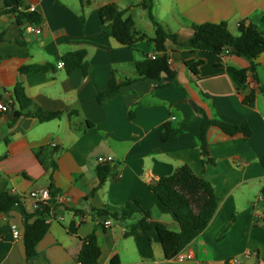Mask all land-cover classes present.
I'll use <instances>...</instances> for the list:
<instances>
[{"label":"crops","instance_id":"obj_1","mask_svg":"<svg viewBox=\"0 0 264 264\" xmlns=\"http://www.w3.org/2000/svg\"><path fill=\"white\" fill-rule=\"evenodd\" d=\"M145 0H22L36 7L42 31L19 23L14 13H0V100L14 97L22 83L33 101V109L62 111L60 118L41 121L36 116H18L15 100L9 112L0 113V195L11 192L23 198L34 211L30 193L52 187L55 193L72 197L56 202L54 220L38 243V256L27 259L25 222L15 208L0 212V264H80L83 240L95 233L102 250L101 264H264V53L257 59V78L249 72L242 83L240 69L249 61L230 53L214 54L212 47L189 41L192 24L226 22L239 35L242 21L263 28L264 0H153L152 14L175 32L180 44L167 40L169 65L179 85L162 86L155 79L123 84L104 104L97 94L114 77L118 82L137 76L135 63L152 54H162L150 38L156 27ZM115 3L131 15L137 31L149 38L133 47L119 43L100 30L99 9ZM4 0H0V10ZM87 51L88 74L81 68L68 73L59 68L71 51ZM201 60L198 74L186 64ZM52 68L22 72L23 66ZM256 91L254 106L244 98ZM210 116L233 124L248 123L250 138L229 135L220 128L209 129V149L214 164H204L200 150L202 117ZM14 114L16 117H14ZM166 124L182 129L177 139L163 141ZM110 155L114 168L104 184L97 185V158ZM188 164L211 181L219 203L209 226L181 252L185 259L167 258L159 242L144 234L125 236L129 222L116 221L107 228L91 209L121 207L135 199L154 220L178 231L174 213L150 185L160 176L171 175ZM75 209L87 212L81 222ZM32 219L31 221H33ZM75 222L77 234L70 231ZM13 225L21 231L14 237Z\"/></svg>","mask_w":264,"mask_h":264},{"label":"trees","instance_id":"obj_2","mask_svg":"<svg viewBox=\"0 0 264 264\" xmlns=\"http://www.w3.org/2000/svg\"><path fill=\"white\" fill-rule=\"evenodd\" d=\"M144 7L149 8L150 17L156 27V33L153 40L156 48L162 54L155 59L147 57L135 63L137 76L129 78L123 82H118L112 78L107 88L97 94L99 103L104 104L117 95L119 88L123 84H130L141 79H155L162 86L179 85L175 73L169 65V56L167 54V40H172L180 44L182 40L179 36L168 29V27L159 21L151 12L153 0H145L141 3ZM127 10L120 8L115 3H109L99 9L101 26L100 30L113 38L119 43L133 47L138 41L145 40L146 34L137 31L136 22L131 15H127ZM0 13H14L19 23L24 21L30 24H38L42 17L36 11H31L29 7L23 5L22 0H4V7ZM264 25V18H263ZM193 35L189 41L194 45L205 42L212 47V52L217 55L224 53L234 54L244 57L249 61V67L240 69L242 83L247 81L248 73H253L257 78L258 62L257 59L264 53V26L259 29L253 23L242 21L239 25V35H234L228 28L226 22L213 23L207 22L202 24H192ZM230 46V48H228ZM62 60L65 62V69L68 73L77 68L83 70V74H88L87 51L85 49L71 51L66 53ZM201 60L186 61L189 69L198 74V66ZM52 68L49 65H29L21 68L22 72L32 70H44ZM165 74V75H164ZM264 92V87H260ZM14 97L19 104L20 111L15 113L20 116L22 112L27 115L36 116L41 121H49L60 118L62 111H46L42 109H33V101L27 95L22 83H18L14 89ZM244 101L250 106H254L256 101V91L251 90L246 94ZM202 117L200 150L203 155L204 164H214L215 159L211 156L209 149V129L212 126L220 128L229 135L242 133L248 139L252 136L253 130L248 123L233 124L225 122L216 116H210L204 108H199ZM182 129L171 127L166 124L162 133V140L169 141L177 139ZM264 166V156L261 158ZM114 168L110 165H99L97 168L98 182L94 190L100 188L108 177L112 175ZM152 191L157 195L160 201L167 206L176 216L179 224V230L170 229L165 223L154 220L151 213L143 208L140 200L135 199L121 207H103L91 209L89 213L96 214L100 217L109 216L116 221L129 222L136 214H141L142 218L127 225L125 236H135L138 234L146 235L150 241L159 242L164 249L167 258H175L188 244L199 236L210 224L218 208V197L215 188L210 180L204 176L197 175L190 165L184 164L179 166L171 175L160 176L150 185ZM50 190L55 194L54 189ZM261 196L264 199V186L261 190ZM52 205L56 208L55 200L50 204H39L37 209L28 211L25 201L22 197L5 191L0 195V212L8 213L18 208L24 218L25 232L24 240L26 246L27 259L32 260L38 256L37 245L44 238L50 228L48 218L52 215ZM75 215L84 217L87 212L82 209H75ZM34 219L33 221H31ZM81 222L84 219L80 218ZM264 221V214H263ZM70 231L77 234L75 222H72ZM102 250L95 233L89 235L83 240L81 251L78 255L80 264H101ZM115 264H119L115 260ZM228 264H234L231 260Z\"/></svg>","mask_w":264,"mask_h":264},{"label":"built area","instance_id":"obj_3","mask_svg":"<svg viewBox=\"0 0 264 264\" xmlns=\"http://www.w3.org/2000/svg\"><path fill=\"white\" fill-rule=\"evenodd\" d=\"M30 10L35 11L36 7L31 6ZM31 29L34 33H40L42 31L41 24H36ZM149 57H151L152 59H155L157 57V54H152ZM58 67L64 68L65 62L63 60L59 61ZM13 104H15V100L13 98H9L7 101L0 100V113L6 114L7 112H9ZM113 162H114V158L110 155H103L97 158L98 165H108V164H112ZM29 196L34 202V210L37 209L39 204H42V203L50 204L52 200H55V202H62V203L65 201L69 202L72 200V197L69 194L63 193V192H58V193L53 194V192L49 188L34 190L30 193ZM52 207H53L52 215L48 218V222H51L52 220H54V214H53L54 205H52ZM81 218L84 219L85 221L88 218V215L86 214L84 217H81ZM103 218H104V221H103L104 226L107 228L111 227L113 224V219L109 216H105ZM13 234L15 238H18L21 235V231L18 229L17 225H13ZM176 257H178L179 259L186 258L182 252H180Z\"/></svg>","mask_w":264,"mask_h":264},{"label":"water","instance_id":"obj_4","mask_svg":"<svg viewBox=\"0 0 264 264\" xmlns=\"http://www.w3.org/2000/svg\"><path fill=\"white\" fill-rule=\"evenodd\" d=\"M228 48H230V46H228ZM164 75H165V74H164ZM14 117H16L15 114H14Z\"/></svg>","mask_w":264,"mask_h":264}]
</instances>
